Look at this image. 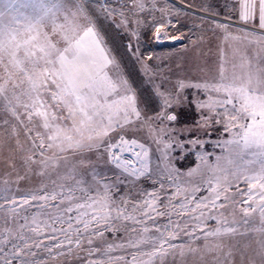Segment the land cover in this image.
I'll list each match as a JSON object with an SVG mask.
<instances>
[{
	"label": "snow or ice",
	"instance_id": "obj_1",
	"mask_svg": "<svg viewBox=\"0 0 264 264\" xmlns=\"http://www.w3.org/2000/svg\"><path fill=\"white\" fill-rule=\"evenodd\" d=\"M181 12L184 9L175 0H125L118 14V28L129 41L125 47L148 76L152 89L148 97L144 96L148 89L141 90L143 81L119 72L112 55L115 48L108 47L113 38L95 31L81 10L51 28L42 20L18 25L0 18V152L8 145L23 153L24 135L32 153L20 161L25 171L16 172L15 188L7 179L0 187V264H43L41 254L63 251L65 242L71 253L73 243L82 246L85 240L89 255L100 254L89 264H111L114 252L128 251L125 244L144 257L141 264H187L188 255L201 262L210 257L211 264H236L239 239L249 232L261 238L252 255L244 258L248 264H264V69L249 73L240 85L225 83L222 70L202 83L178 77L173 84L166 74L171 69L146 63L154 57L142 53L132 39L138 44L142 31L156 45L183 39L169 35L179 31ZM231 15L242 26H250L249 31L264 30V0H232ZM189 87L210 94L206 102L197 103L215 113L202 117L204 126L209 120L223 121L230 137L216 142L224 154L208 165L210 178L204 190L209 194L202 197L196 195L201 186L190 191L188 185L175 182L183 175L176 157L187 158L176 150L182 152L186 145L165 130L178 119L167 110ZM153 99L162 101L155 117L146 110ZM234 99L244 102L243 111L235 107ZM248 119L252 122H241ZM157 121L168 125L153 128ZM144 127L149 128L155 149L125 139L128 132ZM191 143L203 146L198 139ZM49 151L52 155L46 156ZM198 171L199 166L187 175ZM166 179L173 181L172 192L165 188ZM128 180L133 186L150 180L153 188L121 194ZM21 181L26 188H21ZM30 181L38 182L29 186ZM231 189H236L235 195L229 194ZM229 202L240 206L239 219L235 209L231 220L225 215ZM130 232L136 234L135 241L124 236ZM209 238L216 243L210 245ZM131 261L137 264V255Z\"/></svg>",
	"mask_w": 264,
	"mask_h": 264
},
{
	"label": "rangeland",
	"instance_id": "obj_2",
	"mask_svg": "<svg viewBox=\"0 0 264 264\" xmlns=\"http://www.w3.org/2000/svg\"><path fill=\"white\" fill-rule=\"evenodd\" d=\"M124 3L125 0H0V18L5 23H16L18 25L37 24L42 20L43 25L51 28L54 24H62L66 17L70 18L79 9L92 20V25L90 26L103 35L105 32L96 17L101 14L104 21H109L118 28V14ZM175 3L181 6L184 12H181L180 23L176 25L179 31L171 32L169 35L183 36V39L156 45L149 42L150 37L145 38L143 31L138 44L134 38L132 39V43L137 45L142 53L154 57L152 61H146V63L153 67L159 65L165 70L171 69V72L166 74L170 77L173 84L178 77L185 79L186 82L191 84L202 83L206 79L218 76V72L222 70L225 83L235 82L240 85L246 82L249 73L264 69V30L257 27L255 31H249L248 28L250 26H242L233 19V15L230 16L232 2L229 0H175ZM226 3L228 7H225ZM185 13L187 14L185 15ZM157 17H159V13H157ZM181 25L184 27H181ZM120 31L125 36L124 30L120 29ZM123 41L125 45L129 42L127 37ZM108 47L110 50L113 49L110 44ZM112 55L119 65V72L124 78H128L123 63L118 59L116 52L113 51ZM137 67L147 83L148 76L144 74L139 63H137ZM109 68H111V65ZM112 74L110 71L109 75ZM171 86V84L166 85L169 88ZM209 95V93L195 87L184 89L180 94L179 102L167 110L170 114H176L178 119L165 129L172 133L175 139L186 145L182 152L180 149L176 150L180 153V156L187 154V158L176 157V159H179L177 167L183 175L175 177V182L182 186L188 185L190 191L195 186H201L200 191L196 193L197 196L201 197L209 194L204 190L208 187L205 181L210 178L208 165L215 164L216 157L224 154L223 150L216 146V142L217 140L223 141L230 138L224 133L223 121L219 124H214L209 120L208 126H204L202 117H211L215 113H210L207 109L198 108L197 103L206 102L209 99ZM223 98V96L213 95V99L220 100ZM161 104L162 101L158 99L157 106L159 107H157V111L148 115L155 117L162 110ZM233 104L238 110L243 111V101L234 99ZM141 107L144 106L141 105ZM228 107L231 108L232 105ZM249 111H258V109L249 107ZM109 114L111 113H106V115ZM241 122L251 123L252 121L248 119ZM165 125H168L167 121L163 125L157 121L153 128L164 127ZM85 134H88L87 130ZM149 134V128L144 127L140 131L128 132L126 138L127 140L136 139L139 143L150 145L152 149H155L156 145L152 144L148 139ZM151 135L154 136L156 133L153 131ZM2 136L3 133H0V137ZM26 139V136L21 135L20 142L24 147L23 153L10 148L8 145H5L2 152H0V187L3 186V181L7 179L15 188V182L17 181L16 172L24 173L25 170L21 166L20 161L23 156L32 154L31 148L25 142ZM197 139L201 141L202 147L194 146L191 143L192 140ZM45 155L51 156L52 153L49 151ZM201 155L205 158L203 161L200 159ZM13 164L15 168H13ZM198 166L200 171L194 172L191 176L187 175L189 170L197 169ZM5 173L11 174L5 176ZM51 178L56 179V176L53 175ZM161 178V176L155 177L157 180ZM40 179L43 183H49V186H51L47 177ZM37 182L30 181L29 186H35ZM172 183V179L165 180V188L168 192L174 190L171 186ZM20 184L21 188H26L23 181ZM133 184L134 182L131 180L125 181V184L121 187V194L128 193L130 189L135 194L141 189L151 191L153 188L150 180L135 182V186ZM240 188H244V185L241 184ZM256 191H259V189H256ZM235 192L236 189H231L229 194L235 195ZM180 199H183V196ZM217 203L219 204L220 201H217ZM239 208V205H232L229 202L228 207L223 209V211L228 216V219L231 220L233 218V209H235V217L239 219ZM254 218L255 214H253ZM214 223V221L209 222L210 225ZM124 236L131 241L137 239L136 234L132 232L125 233ZM260 238L259 233L249 232L248 235L239 239L240 247L235 251L236 264H248V260L244 257L252 255V249L257 246L256 242ZM112 239L113 237L109 235V240ZM175 243L180 244L181 241L177 240ZM214 243H216V240L209 238V244L212 245ZM246 245H251V247L246 250ZM193 246L195 247L196 245ZM71 247L72 251L69 253L67 242H65L63 251L53 249L54 255L46 256L41 254L40 258L43 264H89L90 261L100 258L99 253L89 255L91 249L86 240L82 246H77L73 243ZM124 248H127L128 251H116L112 254L114 259L111 264H124L125 258L128 264H132V255H137V264H141L144 257L138 255L135 249L128 244H125ZM185 251L187 250L185 249ZM116 258H119V262ZM187 264H211V258L208 257L201 262L193 255H188Z\"/></svg>",
	"mask_w": 264,
	"mask_h": 264
},
{
	"label": "trees",
	"instance_id": "obj_3",
	"mask_svg": "<svg viewBox=\"0 0 264 264\" xmlns=\"http://www.w3.org/2000/svg\"><path fill=\"white\" fill-rule=\"evenodd\" d=\"M98 16V15H97ZM98 23L101 25L102 30L107 33V36L112 37L114 40V44H110L112 47L115 48V52L117 54L118 59L123 63V66L125 68V71L127 73V77L131 76L133 79H135L137 82L143 81V84H141V90L144 88H147L148 91L144 92V96L148 97L152 95V89L151 86L148 85L144 81V76H142L141 72L139 71L137 67V63L131 55L128 53L124 41L121 39V37H125L124 34L115 27L111 22H106L103 19V16L100 14L99 17H96ZM158 99H153L152 103L149 105V107L146 109L148 114L154 113L157 111Z\"/></svg>",
	"mask_w": 264,
	"mask_h": 264
},
{
	"label": "crops",
	"instance_id": "obj_4",
	"mask_svg": "<svg viewBox=\"0 0 264 264\" xmlns=\"http://www.w3.org/2000/svg\"><path fill=\"white\" fill-rule=\"evenodd\" d=\"M229 1L232 2V0H229ZM232 17H233V19H235L236 21H238V22L240 23L238 17H236L235 15H233ZM240 24H241V23H240Z\"/></svg>",
	"mask_w": 264,
	"mask_h": 264
},
{
	"label": "built area",
	"instance_id": "obj_5",
	"mask_svg": "<svg viewBox=\"0 0 264 264\" xmlns=\"http://www.w3.org/2000/svg\"><path fill=\"white\" fill-rule=\"evenodd\" d=\"M125 139H127V138H126V136H125ZM126 156H127L129 159H132V157H131V154H130V153H127V154H126Z\"/></svg>",
	"mask_w": 264,
	"mask_h": 264
}]
</instances>
